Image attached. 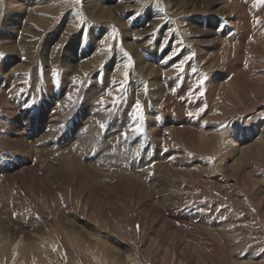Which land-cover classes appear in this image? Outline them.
I'll use <instances>...</instances> for the list:
<instances>
[{"label":"rangeland","instance_id":"obj_1","mask_svg":"<svg viewBox=\"0 0 264 264\" xmlns=\"http://www.w3.org/2000/svg\"><path fill=\"white\" fill-rule=\"evenodd\" d=\"M96 2L0 0V264H264V0Z\"/></svg>","mask_w":264,"mask_h":264},{"label":"bare ground","instance_id":"obj_2","mask_svg":"<svg viewBox=\"0 0 264 264\" xmlns=\"http://www.w3.org/2000/svg\"><path fill=\"white\" fill-rule=\"evenodd\" d=\"M85 2L87 3V5L89 6L88 8H89V11H92L94 8H96L97 7V9H99L100 8V5L98 4V2H96V0H85ZM22 4H19V7H18V5L17 6H15L14 4H13V6L11 7V9L13 10V16H15L16 14H17V12L18 13H21L22 12V9L20 8V6H21ZM7 6V5H6ZM110 7V6H109ZM99 12V11H98ZM103 12V11H102ZM10 13V12H9ZM96 13V12H95ZM101 13V12H100ZM20 15V14H19ZM101 15V14H100ZM102 15H103V13H102ZM101 15V16H102ZM31 16V15H30ZM29 16V17H30ZM37 16L38 17H40V15L39 14H37ZM31 19V21L32 22H34V24L36 25H39V26H41L42 25V22H43V18L42 17H40V18H37L36 17V14H35V16H33L32 18H30ZM35 20H37V21H35ZM28 21V20H27ZM2 23V22H1ZM29 24H30V22H29ZM33 24V23H32ZM34 24H33V26H34ZM2 25V24H1ZM31 25V24H30ZM37 25L35 26V27H37ZM6 27L5 28V33H6V35H5V33H4V35L2 36V38L1 39H5V40H7V42H9V43H6V45H4V47H1L0 49H2V51L4 52V54L6 53V54H9L10 56H12L13 55V57L12 58H14V59H16L15 57H14V54H16V52H18L19 51V47H17L16 45H14L15 44V39H14V37H13V31L14 30H16V32H17V30H18V27H19V24L18 23H16L15 22V18L13 19H9V20H7V19H5L4 20V25H3V27ZM27 26V25H26ZM30 28H28L27 27V32L28 33H30V35L31 36H28V35H26V34H23V39H24V44H23V46H24V49H25V53H24V55L27 57L26 59H25V61L24 62H22L23 64H26L27 66L29 65V64H32V56H33V51H32V49H33V47H35V44H36V40L34 41L33 39H34V37H35V34H36V31H34L33 29L35 28V27H31V26H29ZM1 28V27H0ZM26 28V27H25ZM24 30V29H23ZM16 32H15V34H16ZM22 33V32H21ZM15 34H14V36H15ZM22 39V40H23ZM5 42V41H4ZM5 44V43H4ZM132 44V43H131ZM131 44L129 45V46H131ZM1 46V45H0ZM3 46V45H2ZM46 46V45H45ZM127 46H128V43H127ZM139 46V45H138ZM144 46V45H143ZM134 47V46H133ZM130 48V47H129ZM21 50V49H20ZM69 51V50H68ZM70 52V51H69ZM71 53V52H70ZM18 54V53H17ZM8 56V55H7ZM59 58V57H58ZM76 59V58H75ZM58 60V59H57ZM55 62H56V60H55ZM62 62V61H61ZM46 63V62H45ZM70 63V61H67L66 59H64V61H63V66H65L66 68H71V67H74L73 65H68ZM30 66V65H29ZM21 66H17V64H15L12 68H11V70L9 71V73H11V71H17L18 70V68H20ZM54 67V66H53ZM80 71H82V70H80ZM67 72V71H66ZM83 72V71H82ZM152 71H150L149 73H151ZM5 73V72H4ZM68 73H69V71H68ZM81 73V72H80ZM5 75H8V73H5ZM21 75V74H20ZM47 75H50L49 74V72H47ZM54 77H56V74H54L53 75ZM53 77V78H54ZM1 84H2V80H1V82H0ZM0 84V85H1ZM0 92H1V89H0ZM0 104H2L3 106H5V104L2 102V100H1V98H0ZM238 125V126H237ZM237 125H235L231 130H228L227 131V137L229 138L230 136L232 137L233 135H234V133L232 132V131H236L238 134L240 133V128H241V126L239 125V124H237ZM10 144L11 145H15V144H17V140H14V139H12L11 141H10ZM39 152H41V150L39 151ZM119 159H121V158H119ZM9 164H6L5 165V167L3 168V169H0V180L3 178V177H6V176H9V177H12L11 179H9V178H5V182H8L9 183V188H11V189H15V188H19V186L17 185L18 183H16L15 182V180L13 179V178H16L15 177V175L13 176V175H9L8 174V171L10 170V168H9V166H8ZM117 165V164H116ZM158 166V165H157ZM29 168V167H28ZM31 168V167H30ZM119 169V168H118ZM28 170H30V169H28ZM25 171H27V170H25ZM8 174V175H7ZM33 174V173H32ZM27 175V174H26ZM64 175H66V174H64ZM60 176V175H59ZM40 177V176H39ZM47 177V176H46ZM70 177V176H69ZM72 177V176H71ZM30 178V177H29ZM33 178V177H32ZM36 178V177H35ZM34 178V179H35ZM44 178V177H43ZM42 178V179H43ZM34 179H32V181L34 180ZM45 179V178H44ZM49 179V178H48ZM65 179H67V178H65ZM19 180V179H18ZM61 180V179H60ZM20 181V180H19ZM35 181V180H34ZM47 180H45V183H47L46 182ZM51 181V180H50ZM72 181H73V179H72ZM79 182H81V181H79ZM32 183V182H31ZM36 183H37V180H36ZM44 183V182H43ZM50 183H53V182H50ZM61 183H63V182H61ZM47 184H49V183H47ZM52 185V184H51ZM160 185V184H159ZM45 186V185H44ZM72 186V185H71ZM7 187V186H6ZM41 187V186H40ZM39 187V188H40ZM71 188V187H70ZM6 189V188H5ZM11 189H9V190H11ZM37 190V189H36ZM98 190V189H97ZM149 190V189H148ZM147 190V191H148ZM56 191V190H55ZM95 191V190H94ZM11 192V191H10ZM15 192V190L13 191V193ZM19 192V191H18ZM54 192V191H53ZM149 192V191H148ZM37 193V192H36ZM59 193V192H58ZM61 193V192H60ZM149 193H151V191L149 192ZM51 194H52V192H51ZM63 194V193H62ZM11 195V194H10ZM54 195L56 196V192H54ZM14 196V195H13ZM93 196V195H92ZM54 197V196H53ZM86 197V196H85ZM14 198V197H13ZM16 199V198H15ZM15 199H14V201H13V203L15 202ZM41 199V198H40ZM39 199V200H40ZM62 199V195L61 196H58L57 197V201H60ZM11 200L12 199H10V202H11ZM38 200V199H37ZM42 200H43V205H44V203H45V198H43L42 197ZM88 200L89 199H87V202H88ZM148 200V199H147ZM89 202H90V200H89ZM39 203V202H38ZM63 203V202H62ZM61 203V204H62ZM93 203H95V202H93ZM87 204V203H86ZM41 205H42V203H41ZM42 205V206H43ZM148 205V204H147ZM62 206V205H61ZM88 206V205H87ZM152 206V205H151ZM47 207V206H46ZM68 207V206H67ZM149 207V206H148ZM75 212V211H74ZM13 213L14 212H12V211H9V209H7V207L6 206H4L3 207V209H1L0 210V235L1 236H4V238L5 239H7V242H10L11 244L9 245V243H8V245H9V252L8 253H11L10 255H14V254H16L19 250H20V246L24 243V242H26L27 240H29V237H37V236H35L36 235V232L34 233L33 232V229H34V231H35V229H37V228H39V227H37V228H30V225H28L29 226V228L27 229V228H25L24 226H23V224L21 223V222H19L20 221V219H19V216L17 215V214H15V217L14 218H12L11 216H13ZM63 213V212H62ZM60 213H58V215H59ZM66 214V213H65ZM71 214V213H70ZM96 214V213H95ZM62 216H63V218H64V220L65 219H67V218H65V216L63 215V214H61ZM29 216V215H28ZM72 216V215H71ZM91 216V215H90ZM60 217V216H59ZM155 217V216H154ZM61 218L62 217H60V219L59 220H61ZM71 218V217H70ZM45 219V218H44ZM73 219V218H72ZM26 220V219H25ZM28 220V219H27ZM36 221V220H35ZM77 222H78V220H76ZM84 221V220H83ZM68 226L69 227H71L73 230H75L76 232H79L80 234H82V235H84V237L86 236V237H89V238H91V239H96V234L95 233H93V232H89V231H86V230H84L82 227H78V225L76 224V223H74V222H72V220H69L68 219ZM86 222V221H85ZM65 223H63L62 222V224H65ZM80 224V223H79ZM35 225H38V224H35ZM42 225V224H41ZM84 225H86V224H84ZM83 226V225H82ZM88 227V226H87ZM89 228V227H88ZM38 231V230H37ZM38 233V232H37ZM39 233H41V232H39ZM39 236V235H38ZM42 236V235H41ZM41 238V237H40ZM88 238V239H89ZM108 238V237H107ZM39 239V238H38ZM97 240V239H96ZM107 242V241H106ZM105 241H103V244L104 243H106ZM107 245H108V247L110 248V249H112L113 251L115 250V246L113 245V244H111V243H106ZM11 247V248H10ZM134 258L131 256V254H129V253H126L125 254V260H126V263L127 264H139V263H137V262H135L134 260H133Z\"/></svg>","mask_w":264,"mask_h":264},{"label":"snow or ice","instance_id":"obj_3","mask_svg":"<svg viewBox=\"0 0 264 264\" xmlns=\"http://www.w3.org/2000/svg\"><path fill=\"white\" fill-rule=\"evenodd\" d=\"M182 63H183V62H182ZM135 107H136V109H137V110H139V108H140L139 101H137V104H136V106H135ZM189 115H192V114H191V113H189Z\"/></svg>","mask_w":264,"mask_h":264}]
</instances>
